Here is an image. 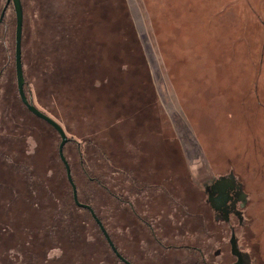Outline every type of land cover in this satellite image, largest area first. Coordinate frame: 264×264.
Listing matches in <instances>:
<instances>
[{
	"label": "rangeland",
	"instance_id": "1",
	"mask_svg": "<svg viewBox=\"0 0 264 264\" xmlns=\"http://www.w3.org/2000/svg\"><path fill=\"white\" fill-rule=\"evenodd\" d=\"M22 4L27 97L65 129L79 199L120 253L232 264L233 227L241 254L262 264L264 0ZM15 36L11 5L0 25V264H125L75 204L60 135L21 101ZM230 174L250 198V238L207 202L206 183Z\"/></svg>",
	"mask_w": 264,
	"mask_h": 264
},
{
	"label": "water",
	"instance_id": "2",
	"mask_svg": "<svg viewBox=\"0 0 264 264\" xmlns=\"http://www.w3.org/2000/svg\"><path fill=\"white\" fill-rule=\"evenodd\" d=\"M13 4L15 14H16V50H15V62H16V76H17V86H18V92L21 98L22 103L26 106V108L36 117L42 119L46 123H48L51 127H53L58 134L61 137V143L59 146V155L60 158L66 168L67 178L68 181L72 187L73 190V199L75 204L79 208L86 209L90 212L96 223L98 224L99 228L101 229L102 233L104 234L108 244L110 245L111 249L115 253V255L125 264H132L129 260H127L118 250L115 243L113 242L110 234L108 233L107 229L105 228L103 222L101 219L97 216L96 212L92 208L91 205L82 203L79 199L78 195V189L76 186V183L72 176V170L71 166L64 154V148L66 144L69 142V138L67 136V133L65 129L62 127L60 123H58L56 120L42 112L39 108H37L31 100L27 97L26 91H25V85H26V78L24 74V67H23V55H22V41H23V29H24V10H23V4L22 0H6V4L1 12L0 15V23L3 22L7 10L10 7V5ZM231 246L233 254H235L239 262L237 264H243L242 257L239 252L238 244H237V237L235 232H233L231 237Z\"/></svg>",
	"mask_w": 264,
	"mask_h": 264
},
{
	"label": "flooded vegetation",
	"instance_id": "3",
	"mask_svg": "<svg viewBox=\"0 0 264 264\" xmlns=\"http://www.w3.org/2000/svg\"><path fill=\"white\" fill-rule=\"evenodd\" d=\"M204 191L207 196V202L214 210L216 219L218 221L222 220L229 224L232 217H236L240 224L245 223L249 235V237L247 238H250L252 236L251 224L253 223L254 219L253 216H251V213H248L250 198L249 195L244 191V187L242 186V184L238 183L235 180L233 174L225 176L222 175L218 176L217 178H213L211 181L206 183ZM231 229L233 234L235 230L233 227ZM261 237L263 238L264 234H262ZM231 254L234 257V262L232 264H237L239 262V259L235 254H233L232 246ZM198 255L200 256V259H203V257H201V254ZM240 255L242 257L243 264H253L252 257L249 256V254L244 255L240 252ZM202 264L209 263L204 259V263ZM262 264H264V253L262 254Z\"/></svg>",
	"mask_w": 264,
	"mask_h": 264
},
{
	"label": "clouds",
	"instance_id": "4",
	"mask_svg": "<svg viewBox=\"0 0 264 264\" xmlns=\"http://www.w3.org/2000/svg\"><path fill=\"white\" fill-rule=\"evenodd\" d=\"M53 251L57 254V257L60 254V249L50 250L49 253H48V259L49 260H52L54 258Z\"/></svg>",
	"mask_w": 264,
	"mask_h": 264
},
{
	"label": "trees",
	"instance_id": "5",
	"mask_svg": "<svg viewBox=\"0 0 264 264\" xmlns=\"http://www.w3.org/2000/svg\"><path fill=\"white\" fill-rule=\"evenodd\" d=\"M11 5L13 6V4H11ZM11 5H10V6H11ZM13 8H14V7H13ZM8 9H9V8H8ZM14 11H15V10H14ZM5 17H6V16H5ZM4 19H5V18H4ZM3 22H4V20H3ZM3 22H2V23H3ZM2 23H0V25H1ZM15 39H16V36H15ZM73 200H74V199H73ZM77 207H78V206H77Z\"/></svg>",
	"mask_w": 264,
	"mask_h": 264
}]
</instances>
